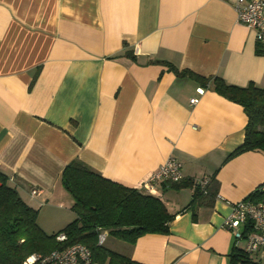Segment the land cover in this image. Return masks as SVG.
<instances>
[{"label":"crops","instance_id":"0c3cea01","mask_svg":"<svg viewBox=\"0 0 264 264\" xmlns=\"http://www.w3.org/2000/svg\"><path fill=\"white\" fill-rule=\"evenodd\" d=\"M233 2L0 0V173L44 232L75 218L60 181L72 159L141 188L173 157L191 185L145 189L174 214L169 233L133 244L109 235L106 248L143 264H232L245 240L223 219L264 184V152L231 155L244 140L243 107L173 69L264 88V43ZM202 178L216 180L217 193L191 205ZM250 259L264 264V253Z\"/></svg>","mask_w":264,"mask_h":264},{"label":"trees","instance_id":"16d2710c","mask_svg":"<svg viewBox=\"0 0 264 264\" xmlns=\"http://www.w3.org/2000/svg\"><path fill=\"white\" fill-rule=\"evenodd\" d=\"M257 52L262 50L257 48ZM125 55L134 58L130 51ZM178 76L190 74L204 86L211 84L213 90L226 99L241 105L247 116L243 143L231 155L249 150L264 152V88L254 83L246 86L228 84L219 76L203 77L192 72L173 69ZM60 181L73 199L75 218L63 229L47 234L37 223L38 210L30 206L0 173V264H23L32 253L47 254L74 243L88 247L93 260L107 264H143L97 244L100 232L133 244L145 234H167L169 223L174 219L164 202L145 189L126 185L102 176L78 158L65 165ZM191 185L187 180L171 182V187ZM191 205H210L218 183L211 179L205 189L193 185ZM247 198L254 202L264 201V184L252 191ZM64 233L66 239L59 241L57 235ZM231 263L255 264L250 255L234 247L230 253Z\"/></svg>","mask_w":264,"mask_h":264},{"label":"built area","instance_id":"2783aa9c","mask_svg":"<svg viewBox=\"0 0 264 264\" xmlns=\"http://www.w3.org/2000/svg\"><path fill=\"white\" fill-rule=\"evenodd\" d=\"M233 6L240 23L247 25L254 32L255 39L264 43V0H234ZM192 104L197 98L190 100ZM181 162L169 157L149 177L142 188L151 190L155 182H178L182 180ZM210 178L197 180L196 184L205 189ZM37 189L30 193L36 195ZM223 228L231 233L235 241L245 240L243 251L248 255L264 253V201L254 202L244 198L231 203L230 213L223 219ZM57 240L66 239L64 233L56 237ZM106 234L100 232L97 244L103 245ZM23 264H95L92 253L88 247L81 243H74L63 249H55L47 254L32 253L26 257Z\"/></svg>","mask_w":264,"mask_h":264},{"label":"rangeland","instance_id":"374dc122","mask_svg":"<svg viewBox=\"0 0 264 264\" xmlns=\"http://www.w3.org/2000/svg\"><path fill=\"white\" fill-rule=\"evenodd\" d=\"M107 236H109V234H107ZM109 244H110V243H104L103 246H104V247H108ZM95 264H107V262H105V263H97V262H95Z\"/></svg>","mask_w":264,"mask_h":264}]
</instances>
